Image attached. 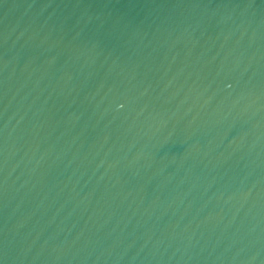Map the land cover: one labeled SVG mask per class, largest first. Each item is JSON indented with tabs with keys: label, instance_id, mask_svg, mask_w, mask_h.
Listing matches in <instances>:
<instances>
[{
	"label": "water",
	"instance_id": "95a60500",
	"mask_svg": "<svg viewBox=\"0 0 264 264\" xmlns=\"http://www.w3.org/2000/svg\"><path fill=\"white\" fill-rule=\"evenodd\" d=\"M0 264H264V0H0Z\"/></svg>",
	"mask_w": 264,
	"mask_h": 264
}]
</instances>
